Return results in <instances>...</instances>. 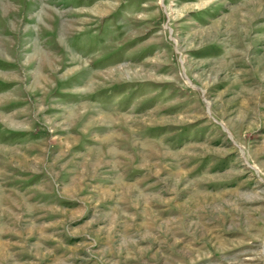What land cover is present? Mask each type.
<instances>
[{"label":"rangeland","instance_id":"obj_1","mask_svg":"<svg viewBox=\"0 0 264 264\" xmlns=\"http://www.w3.org/2000/svg\"><path fill=\"white\" fill-rule=\"evenodd\" d=\"M0 264H264V0H0Z\"/></svg>","mask_w":264,"mask_h":264},{"label":"bare ground","instance_id":"obj_2","mask_svg":"<svg viewBox=\"0 0 264 264\" xmlns=\"http://www.w3.org/2000/svg\"><path fill=\"white\" fill-rule=\"evenodd\" d=\"M36 54L31 58L32 60H39V61H44V62H46V63H52L51 62V55L49 54H46V53H43V52H41L38 48H37V50H36V52H35ZM121 72H124V69H121L120 70ZM120 71H119V73H120ZM114 72H111L110 74H113ZM115 73H118V71H115ZM118 73V74H119ZM37 75V79H39L38 81H40L41 80V78H42V76H39L38 74H36ZM107 77V76H106ZM143 117V116H142ZM8 119H11L10 117L8 118ZM103 120V119H102ZM110 140V139H109ZM132 191H133V188H132Z\"/></svg>","mask_w":264,"mask_h":264}]
</instances>
